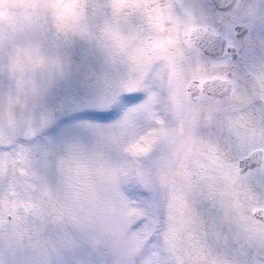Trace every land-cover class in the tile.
I'll use <instances>...</instances> for the list:
<instances>
[{
	"label": "snow or ice",
	"instance_id": "6c2138e0",
	"mask_svg": "<svg viewBox=\"0 0 264 264\" xmlns=\"http://www.w3.org/2000/svg\"><path fill=\"white\" fill-rule=\"evenodd\" d=\"M111 6L36 87L0 54V264H264V0Z\"/></svg>",
	"mask_w": 264,
	"mask_h": 264
},
{
	"label": "rangeland",
	"instance_id": "374dc122",
	"mask_svg": "<svg viewBox=\"0 0 264 264\" xmlns=\"http://www.w3.org/2000/svg\"><path fill=\"white\" fill-rule=\"evenodd\" d=\"M60 3L62 0H0V54L11 55L14 67H22L24 63L31 67L35 78L30 76L25 82L32 87L55 73L50 59L51 42L65 37L78 40L82 34L93 42L101 40L103 32L116 19L112 0H76L78 15L74 18L59 15ZM3 86L0 80V88Z\"/></svg>",
	"mask_w": 264,
	"mask_h": 264
},
{
	"label": "water",
	"instance_id": "95a60500",
	"mask_svg": "<svg viewBox=\"0 0 264 264\" xmlns=\"http://www.w3.org/2000/svg\"><path fill=\"white\" fill-rule=\"evenodd\" d=\"M222 4H231L234 2V0H220Z\"/></svg>",
	"mask_w": 264,
	"mask_h": 264
},
{
	"label": "trees",
	"instance_id": "16d2710c",
	"mask_svg": "<svg viewBox=\"0 0 264 264\" xmlns=\"http://www.w3.org/2000/svg\"><path fill=\"white\" fill-rule=\"evenodd\" d=\"M106 13V15L109 13V11H108V13H107V11L105 12ZM93 15V14H92ZM114 17H115V14H112ZM93 19V18H92ZM25 68H28L26 65H25ZM25 72V71H24ZM18 77H20V76H15V78L16 79H18ZM21 78V77H20Z\"/></svg>",
	"mask_w": 264,
	"mask_h": 264
},
{
	"label": "flooded vegetation",
	"instance_id": "af4514ba",
	"mask_svg": "<svg viewBox=\"0 0 264 264\" xmlns=\"http://www.w3.org/2000/svg\"><path fill=\"white\" fill-rule=\"evenodd\" d=\"M201 2H205V0H201ZM253 3H259V0H252Z\"/></svg>",
	"mask_w": 264,
	"mask_h": 264
}]
</instances>
